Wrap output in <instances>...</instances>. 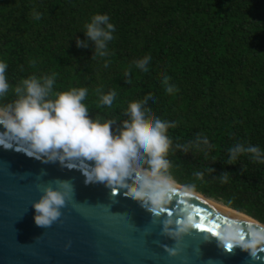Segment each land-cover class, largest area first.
Masks as SVG:
<instances>
[{"label": "trees", "instance_id": "trees-1", "mask_svg": "<svg viewBox=\"0 0 264 264\" xmlns=\"http://www.w3.org/2000/svg\"><path fill=\"white\" fill-rule=\"evenodd\" d=\"M96 13L115 25L105 56L84 27ZM145 56L146 72L136 66ZM0 60L13 88L53 73L56 91L86 87L89 116L114 119L113 131L142 100L175 122L177 184L264 225V158L240 152L230 162L237 145L264 154V0H0ZM97 89L116 92L111 107ZM15 98L10 88L3 103Z\"/></svg>", "mask_w": 264, "mask_h": 264}, {"label": "water", "instance_id": "water-1", "mask_svg": "<svg viewBox=\"0 0 264 264\" xmlns=\"http://www.w3.org/2000/svg\"><path fill=\"white\" fill-rule=\"evenodd\" d=\"M92 164L49 160L0 129V264H264V248L252 256L220 242L231 223L246 237L263 224L178 184L169 204L154 212L118 184L89 180ZM65 183L69 195L60 217L38 226L33 203L46 187L64 190ZM188 213L195 227L179 236L163 232L164 221L174 229Z\"/></svg>", "mask_w": 264, "mask_h": 264}, {"label": "clouds", "instance_id": "clouds-1", "mask_svg": "<svg viewBox=\"0 0 264 264\" xmlns=\"http://www.w3.org/2000/svg\"><path fill=\"white\" fill-rule=\"evenodd\" d=\"M34 15L36 19L40 18V13ZM84 27L87 37L95 42L98 54L107 55L108 42L113 40L115 30L110 17L96 13ZM77 43L87 46L82 41ZM150 60V56H145L136 62V66L146 72ZM7 68L8 64L0 60V129L26 143L36 155L47 156L49 160L93 162L89 180L118 184L127 190L126 195L154 212L159 213L169 204L177 189L168 158L172 145L168 130L176 126L175 122L154 116L142 100L133 101L125 112L129 118L113 131L114 119L89 116V108L83 103L88 96L86 87L56 91V74L53 73L23 78L13 88L6 75ZM168 80L165 76L166 91L172 93L175 85L169 84ZM10 88L16 98L3 103ZM97 93L101 105L108 107L113 105L117 95L114 90L105 93L97 89ZM230 152V162L240 152L252 153L256 159L264 158L262 150L256 146L237 145ZM196 175L202 177L203 173ZM62 188L64 190L46 187L40 199L33 203L34 221L38 226H50L60 217V209L69 195L66 183ZM184 189L194 193L196 186L185 185ZM170 224L171 220L163 222V232L179 236L187 228L195 227L196 221L194 214L188 213L174 229L168 227ZM220 242L255 256L258 247L264 248V227L250 231L246 237L239 224L231 223L222 230Z\"/></svg>", "mask_w": 264, "mask_h": 264}, {"label": "bare ground", "instance_id": "bare-ground-1", "mask_svg": "<svg viewBox=\"0 0 264 264\" xmlns=\"http://www.w3.org/2000/svg\"><path fill=\"white\" fill-rule=\"evenodd\" d=\"M189 194H190V193H189ZM191 195H195V194H191ZM195 196H199V197L203 198V197L200 196V195H195ZM203 199H205V198H203ZM205 200H206L207 202H209V203H211V204H214V205H216L217 207H219V208H221V209H223V210H225V211L231 213V214H234V215H237V216H239V217H241V218H243V219H246L243 215H240V214L234 213L233 210H231V209H229V208H227V207H225V206H223V205H221V204L211 202V201H209V200H207V199H205Z\"/></svg>", "mask_w": 264, "mask_h": 264}, {"label": "rangeland", "instance_id": "rangeland-1", "mask_svg": "<svg viewBox=\"0 0 264 264\" xmlns=\"http://www.w3.org/2000/svg\"><path fill=\"white\" fill-rule=\"evenodd\" d=\"M203 198H205V197H203ZM205 199H207V200H209V201H211V202H214V203H218V202H215V201H213V200H211V199H208V198H205ZM218 204H221V203H218ZM222 205V204H221Z\"/></svg>", "mask_w": 264, "mask_h": 264}]
</instances>
